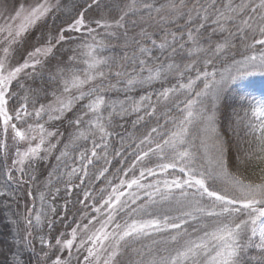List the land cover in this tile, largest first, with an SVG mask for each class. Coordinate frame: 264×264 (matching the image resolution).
<instances>
[{"label": "snow or ice", "instance_id": "1", "mask_svg": "<svg viewBox=\"0 0 264 264\" xmlns=\"http://www.w3.org/2000/svg\"><path fill=\"white\" fill-rule=\"evenodd\" d=\"M60 8V0H25L11 6L9 0H0V17L5 18L0 24V147L7 148L11 141L16 148L5 172L7 181L16 178L14 168L20 182L27 183L23 180L26 170H35L56 148L51 138L57 133L48 131L47 121H41L44 117L61 120L77 104L80 108L69 118L75 129L69 143L76 148L79 141L86 142L79 150V167L58 173L61 164L67 167L63 159L69 155L66 144L55 157L58 164L53 173L68 177L69 191L73 177L85 183L89 166L100 160L111 164L110 148L114 157L122 155L111 143L112 129L123 126L117 117L123 120L135 113V124L145 116H155L158 106L169 104L181 116L171 119L170 130L168 120L164 125L157 121L138 142L132 141L138 151L127 168L118 169L124 178L117 176L114 186L109 180L110 191L101 189L98 206H92L97 216L85 217L87 223H77L68 235L38 236L41 247L36 264H72L74 251L82 257H77V264H248L250 250H255L257 264H264V101L251 106L250 115L245 112L241 119L252 139L237 159L245 169H254L255 179L229 171L227 148L219 137L211 138V155L206 140L201 141L205 152L199 155L188 139L189 126L203 112L193 109L209 90L215 101L238 77L264 75V0H128L123 6L116 5L118 18L104 14L89 18L86 14L100 10L102 0H88L66 26L63 21L61 25L54 22ZM50 18L53 25L49 28ZM129 21L131 30L139 29L131 37ZM42 23L44 28L32 36ZM120 29L126 51L119 59L103 56L101 52L112 39L121 35ZM75 33L81 35L72 54L52 65ZM30 36L34 42L25 48ZM238 47L242 50L239 60L234 58ZM22 48L24 53L17 59ZM218 62L224 65L219 72ZM45 69L49 76L44 83L55 85L50 103L41 102V97L48 99V87L28 83H34ZM201 80L203 87L197 91ZM153 84H160L159 91L139 99L107 95ZM180 94L184 99L177 102ZM205 119L211 122L214 115ZM106 172L107 166L96 178ZM174 172L180 175H171ZM148 176L159 178L143 183ZM90 197L85 191L84 200ZM44 199L41 194V208L35 210L33 204L23 217L26 235L20 239L33 252L34 231L45 222L51 230L54 221L49 213L57 212L51 205L46 211ZM11 222L19 232V221ZM9 264L20 262L13 259Z\"/></svg>", "mask_w": 264, "mask_h": 264}, {"label": "trees", "instance_id": "2", "mask_svg": "<svg viewBox=\"0 0 264 264\" xmlns=\"http://www.w3.org/2000/svg\"><path fill=\"white\" fill-rule=\"evenodd\" d=\"M87 2L88 0H60L61 8L55 15V24L61 25V22L63 21L65 22L64 26H66V23L76 15L78 10H83V7L86 6ZM127 2L128 0H102V8L100 10H89L86 15L91 18H99L104 14L108 18L113 16L118 18L119 12L116 5L123 6V4ZM104 5L107 7H104ZM46 23L49 28L52 27L53 19L51 18ZM42 28H44V24H42ZM131 28L132 26L129 21L130 37L139 31L138 28L134 31L131 30ZM122 33L123 32H120L121 35L119 38H113L111 45L101 52L103 56L119 59L124 51H126L123 47ZM236 43L239 45V40H237ZM235 51L236 55L234 58L237 60L241 59L240 52L242 50L238 47ZM62 54L63 55L56 54L57 59L52 60V65H55L57 60L64 58L67 59L69 55L68 49H65ZM223 68L224 65L218 62L216 70L220 71ZM209 70H213L211 66L209 67ZM48 76V70L45 69L36 76L34 83L31 80L28 81V83L33 84V87L49 88L48 99L45 100L41 97V102L43 103H49L52 100L51 91L55 88V85H46L44 83L48 80ZM192 76L194 78L195 73H192ZM171 83L174 84L175 80L171 81ZM160 87V84H153L151 88H136L130 92L121 91L120 93L113 91L107 93V95L112 99L119 100H124L126 97L139 99L141 95H151L159 91ZM202 87V80L197 81L196 90L198 91ZM183 99L184 96L180 94L177 102ZM200 101H202V103L198 102L193 111L194 113H197L203 109V112L201 113L200 118L194 119L193 123L189 126L188 139L194 145L193 150L197 151L199 155H203L205 147L202 146L201 141L206 140L207 152L211 155V138L219 137L227 148L225 158L228 163L229 171L233 173L240 172L245 176L255 179V177L252 176L254 169L252 167L245 169L244 165L240 163L237 158L243 157L245 150L249 148L248 141L252 139L246 134L248 130L244 123L241 122V119L244 117L245 112H248L250 115L251 106H253L252 104L264 101V88L261 87V83L256 79L236 81L227 86L218 100H213L211 90H209V95L201 97ZM180 107L183 108V104H181ZM79 108L80 104H77L73 109V112L67 113L65 118L61 120L48 121L47 117H44L41 121V123L47 121V123H45V128L48 131L56 132V139L59 142L56 143V148L52 150V153L48 156L47 160L40 162L35 170H26L27 174L23 177V180L27 181V183L20 182V173L15 174L16 178L14 180L7 181L5 172L8 169L4 164L2 147H0V193H5L0 195V264H9L13 259H18L20 264H36L38 258L36 253L39 252L41 247L38 236L43 235L50 239L59 235L61 232H69L76 226L79 217H95L96 213L92 211V206L94 204L98 206V202L101 198V189L110 191L109 180H111L112 186H114L118 183L117 176L124 178L122 177V173L118 172V169L127 168L132 162L135 152L138 151L135 149L132 141L138 142L139 138H142V136L150 131L152 127L157 126V121H159L160 125H164L165 120H168L169 123L166 125V128L170 130L172 128L171 119L173 117L180 118L181 116L180 111L175 106L169 104L167 108H165L164 105L158 106L155 116H145L143 121L135 124L134 122L137 119V114L135 113L129 114L123 120H120L119 117H117L116 120L123 126L114 127V129H112L113 136L111 138V143L116 149L121 151L122 155L114 157L111 154L112 149L110 148L109 160H111V164L105 165L104 161L100 160L95 166H89V176L85 178V183L80 184L79 178L73 177L71 191H69L66 187L68 177L66 175H57L53 173L57 171L58 164L55 157L64 150L66 144L69 145V155L63 159L67 161V167H65L64 164H61L58 173L62 174L70 171L72 167H79V150H83L86 142L79 141L76 148H73L69 143L70 138L75 131L74 127L69 124V118H71L73 113ZM143 114V111H141L140 115ZM213 115L214 119L211 122L205 119V117ZM213 127L215 128V132L212 131ZM164 130V128L161 129V131ZM116 133H119V135H116ZM121 137H123L125 143V147L123 148H121ZM0 139H2V137H0ZM254 143L255 142L253 141V146ZM127 145H131V147H128ZM87 147L91 148V144L87 143ZM105 166L108 167V172L97 179L96 177L98 176L99 171ZM32 175L35 176L34 180L30 179V176ZM131 175L132 173H129V177H131ZM136 175H139L138 171H136ZM171 175H180V173L174 172L171 173ZM158 178L159 177L148 176L143 183L154 182ZM57 188L59 189L58 192L56 191ZM85 191L92 194V197L88 200H84ZM29 193H31V195H29ZM41 194L45 197L43 202L45 210L47 211L48 206L51 205L57 209V212L56 214L49 213L52 221H54L51 230L48 228L47 222H45L40 228L34 231L33 235L37 238L34 239L36 252H33L31 249L25 247L24 242L20 237L26 235V224L23 218L24 215H26V209H32L34 204L35 210H39L42 206L40 200ZM81 201H83V203H81ZM117 219H119V217ZM12 220L19 221V232L17 230V225L11 222ZM84 223H87V219H85ZM49 233H51L50 236ZM145 242L151 243L150 240ZM137 246L139 247V245ZM17 253H19V256H17ZM72 263H74V260H72ZM248 264H257L255 250H250Z\"/></svg>", "mask_w": 264, "mask_h": 264}, {"label": "rangeland", "instance_id": "3", "mask_svg": "<svg viewBox=\"0 0 264 264\" xmlns=\"http://www.w3.org/2000/svg\"><path fill=\"white\" fill-rule=\"evenodd\" d=\"M24 2H25V0H9V4H10V6H11V5H17V4H23ZM28 2H29V3H34L35 0H28ZM89 18H91V17H89ZM4 19H5L4 17H0V24H3V23H4ZM50 19H51V18H50ZM50 19H49V20H50ZM42 24H43V23H42ZM42 24H41L40 26H38V28L33 32L32 36L36 35V34L40 31V29L42 28ZM98 31L101 32V33L104 32L103 29H98ZM118 31H119V33H120V32H123V29H122V30H118ZM70 35H72V36L74 37V39H73L72 41H69L68 43H66V45L64 46V48L61 49V50H59V51L57 52V54H59V55H60V54L63 55L62 52H63L65 49H68V53H69V55L72 54L71 49L76 47V41L79 39V37H80L81 34H80V33H75V34H70ZM32 36L29 37V41H28V43L25 44V48H28V47H29V44L34 42V40L32 39ZM23 53H24V49L22 48V49H20V52L17 54V59H20L21 56L23 55ZM69 55H68V56H69ZM63 60H67V59L64 58ZM79 67H83V65H79ZM222 70H223V69H222ZM222 70H220V71H222ZM217 71H218V70H217ZM218 72H219V71H218ZM249 77H252V78L258 80V81L261 83V87L264 88V75H261V74H259V73H256V74H253V75H248V76H243V77H238L237 81H242V80L247 79V78H249ZM50 102H51V101H50ZM50 102H49V103H50ZM255 104H256V103H254V104H252V105H255ZM51 139H52V143H57L56 136L52 137ZM19 147L21 148V150H23V148L25 147V145L21 144ZM15 150H16L15 145H14L11 141L8 142V147H7V148L2 147L3 158H4V164L6 165L7 169H9V168L11 167V161H12V159L15 158ZM5 153H7V155H6ZM12 170H13V172H14L15 174H16V173H19V172H18L16 169H14V168H13ZM38 184H40V183H38ZM96 216H97V213H96ZM84 222H85V218H80V217H79V219H78V221L76 222V224H77V223H80L81 225H83ZM90 227H91V226H90ZM70 232H71V230H70L69 232L65 233V235H68ZM65 255H67V253H65ZM77 257H80V254H79V253H76V252L74 251V252H73V256H72V260H74V263H72V264H77ZM80 258L82 259V257H80ZM124 259H126V257H124Z\"/></svg>", "mask_w": 264, "mask_h": 264}]
</instances>
